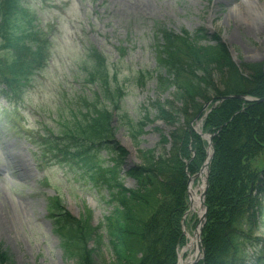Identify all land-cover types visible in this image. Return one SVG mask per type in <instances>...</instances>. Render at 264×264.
Wrapping results in <instances>:
<instances>
[{
    "label": "trees",
    "instance_id": "obj_1",
    "mask_svg": "<svg viewBox=\"0 0 264 264\" xmlns=\"http://www.w3.org/2000/svg\"><path fill=\"white\" fill-rule=\"evenodd\" d=\"M33 28L22 0H0V94L9 99L21 100L48 61L49 42L33 38ZM158 36V91L172 90L173 101L154 102V119L148 114L147 122L124 120V125L136 145L148 122L161 121L173 130L161 133L156 148L139 151L141 163L123 172L129 153L116 141L112 124L115 117L123 121L124 90L116 77L111 81L106 58L89 50L86 83L95 91H87L59 134L38 145L56 162L82 169L112 211L94 227L91 210L77 219L53 198L54 233L76 264H177L178 249L186 244L188 177L207 159L208 143L194 131L203 119L202 133L213 135L214 156L202 234L205 257L199 264H264V239L257 236L264 227V103L245 100L264 98L263 64H236L220 35L208 36L204 29L193 35L161 29ZM227 96L243 99L222 101ZM208 103L217 105L204 117ZM126 178L134 188L125 186ZM9 261L0 246V264Z\"/></svg>",
    "mask_w": 264,
    "mask_h": 264
},
{
    "label": "rangeland",
    "instance_id": "obj_2",
    "mask_svg": "<svg viewBox=\"0 0 264 264\" xmlns=\"http://www.w3.org/2000/svg\"><path fill=\"white\" fill-rule=\"evenodd\" d=\"M22 2L35 24L33 38L49 42L48 61L21 100L0 95V246L10 257L8 264H76L54 233L51 200L58 197L75 218L92 210L94 227L112 208L105 196L95 192L82 169L57 163L38 142L51 133L59 134L64 121L77 113L87 91H95L86 83L87 52L95 49L106 58L111 81L116 77L124 90L123 121L115 120L112 127L116 141L129 153L127 165H139L138 152L156 148L161 133L168 135L173 130L161 121L148 122L136 145L124 125V120L147 122L148 114L154 119V102L173 101L172 90L158 91V31L193 35L204 29L208 36L220 35L236 64L264 65V0ZM101 156L109 161L104 151ZM201 185L198 178L193 189ZM186 222L193 236L198 215L191 214ZM257 236L264 239V227Z\"/></svg>",
    "mask_w": 264,
    "mask_h": 264
},
{
    "label": "bare ground",
    "instance_id": "obj_3",
    "mask_svg": "<svg viewBox=\"0 0 264 264\" xmlns=\"http://www.w3.org/2000/svg\"><path fill=\"white\" fill-rule=\"evenodd\" d=\"M205 175L206 172L204 171V174L202 176L203 180ZM190 187H191L189 193L190 203H189V210L186 216V220L188 216H190L191 214H197L199 218H202L204 212L200 198L205 190V183H202L199 189H193L194 183H192ZM187 230H188L187 226L184 223V235L187 239V244L185 245L183 250L179 252L178 264H195L197 262V259L201 257V247H200V239H199L200 229L198 228L193 236Z\"/></svg>",
    "mask_w": 264,
    "mask_h": 264
},
{
    "label": "water",
    "instance_id": "obj_4",
    "mask_svg": "<svg viewBox=\"0 0 264 264\" xmlns=\"http://www.w3.org/2000/svg\"><path fill=\"white\" fill-rule=\"evenodd\" d=\"M231 98H240V97H225V98H223L224 100H226V99H231ZM252 101H255V102H257V103H264V98L263 99H260V100H252ZM208 106H206L205 107V109L207 108ZM204 138L209 142V151L211 150V154L208 152V158H207V162H206V164L203 166V168H202V170H201V172H200V174L198 175V176H202L203 175V172L206 170L207 171V169H208V165H209V163H210V161H211V159H212V157H213V143H212V141H213V137L212 136H204ZM207 175H208V173H207ZM207 177L208 176H206V181H205V190H204V192L202 193V195H201V205H202V207H203V209H204V212H203V217L202 218H200V224H199V229H200V232H199V239L201 238V235H202V232H203V228H204V226H205V224H206V217H207V210H208V208H207V206H206V204H205V198H206V195H207V191H208V189H209V182H208V179H207ZM195 264H197V262L195 263Z\"/></svg>",
    "mask_w": 264,
    "mask_h": 264
}]
</instances>
